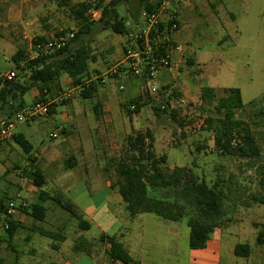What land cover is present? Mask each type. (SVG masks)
<instances>
[{
    "label": "crops",
    "instance_id": "crops-1",
    "mask_svg": "<svg viewBox=\"0 0 264 264\" xmlns=\"http://www.w3.org/2000/svg\"><path fill=\"white\" fill-rule=\"evenodd\" d=\"M178 1L169 0V9L176 11L178 15L181 29L174 35V41L182 45L183 51L175 53L174 69L157 75L154 85L157 84L158 76L160 84H163L169 75L177 78L181 75L178 69L189 62L191 68L187 74H191L192 78L189 82L182 81L180 91L183 95L189 97L197 91L198 100L201 101V90L205 86L212 87L217 92L219 89L239 88L232 84L219 85L232 76V72L226 69L227 56L224 46L231 42L244 50L264 54V31L260 38L240 40L242 33L238 24L242 17L244 26L257 29L259 21H264V0H188L186 3ZM8 2L9 0H0L2 9L7 12L6 17L0 18V27L3 28L11 22H19L11 17L10 11L13 8H8ZM208 34L217 35L224 41L223 47L217 43L221 51L204 50L205 44L202 42L197 45L195 37L206 38ZM4 44L0 40V72L6 66L2 53L6 48ZM8 72L0 73V79H5ZM63 76L68 75L62 74L51 85L45 97L47 101L56 99L57 96L52 93L56 89L55 86H60ZM239 89L245 106L264 95V92L259 90L261 85L256 86L254 78H249L244 88ZM244 89L251 95L248 102L244 100ZM256 89L259 91L256 92ZM96 93L91 101L96 99ZM40 98V90L37 87L32 88L24 97L26 107ZM52 106L54 111L47 119L19 125L27 127V134L23 131L15 132V135H22L30 143V153L22 154L17 150V144L12 138L0 147V158L8 161L12 151L22 154L23 167L20 172L17 170L18 175L21 174L13 192L18 198L17 201L27 202L30 207L38 203L41 191L50 194L58 191L78 207L90 228L79 229L78 220L71 216L57 220V223L61 222L53 228H46L44 224L48 222L49 202L53 204V208H58L49 200L44 204L48 209L44 222L36 221L29 215L30 210L26 209L15 215L12 220L19 226L13 239L9 240L3 228L5 219L0 210V258L3 259V264H20L21 260H25V264H70L67 258L77 255L99 258L104 264H113L114 261L109 255L111 245L107 240H102V236H112L121 242L134 260L130 264H254L257 260L258 264H264V243L258 244V235L264 232V229L247 221L221 223L210 234L205 248L192 249L189 217L179 221H167L154 213H141L135 217L128 214V217L119 219L117 211L120 208L126 210L125 203L118 187H115V169L112 172L107 168L106 157L104 153L100 154L95 134L96 129L101 130L103 123L108 122L107 117L102 116L100 110L96 109L98 104L85 111L77 99L66 105L55 103ZM54 133L57 134L56 138L51 137ZM82 135L87 138L86 143ZM30 165L36 166L45 175L46 184L42 188L34 186L22 175L23 169ZM11 166L3 165L1 175L5 176ZM10 177L8 178L12 179ZM5 200L4 197L0 198V202L4 204ZM110 222L114 223L112 235L105 232ZM69 224L76 225L73 237L69 235ZM37 228L60 232L64 240L45 243L40 239L43 236L36 232ZM95 228L100 233L99 237L91 233ZM238 244H248L251 247L250 255L237 256L235 247ZM44 245L48 246L45 251ZM49 247L53 252L47 251ZM24 255L27 258L24 259Z\"/></svg>",
    "mask_w": 264,
    "mask_h": 264
},
{
    "label": "rangeland",
    "instance_id": "rangeland-1",
    "mask_svg": "<svg viewBox=\"0 0 264 264\" xmlns=\"http://www.w3.org/2000/svg\"><path fill=\"white\" fill-rule=\"evenodd\" d=\"M82 1L84 0H72L71 3L77 4ZM109 1L106 0V2ZM135 3L136 0H122L118 7L120 16L125 17L128 21L131 35L137 32V24L139 23L131 18ZM7 5L8 8H13L10 11L11 17L14 21L18 19L19 22H11L6 28L0 27V40L6 46L2 52L6 66L0 73L5 74L8 71H16V77L19 76L20 71L12 61V56L18 49L23 48L26 51L27 54L24 60H27V58L33 59L31 57H36V45L57 36V34L70 31L75 33L78 30V24L74 21L70 8H61L53 0H9ZM6 15L7 12L2 9L0 3V18L6 17ZM89 15L92 20H97L100 13L92 10ZM238 24L239 31L242 33L240 40L260 38V34L264 31V21H259L256 25V28L259 26L257 29H249L244 26L242 17ZM37 37H43L44 41L36 42ZM221 40L220 37L212 34H208L206 38L195 37L197 45L202 42L205 44L204 50L207 51H221L217 47V43L218 46H224V41ZM132 42L133 36L118 35L112 31H102L101 29H97L88 35L85 44L89 45L92 50V58L89 60L90 79L97 82L98 79L104 78L106 83L101 85L98 81V92L96 93V99L93 101L81 97L82 87L79 90L80 92L76 91V96L73 98L77 99L85 111H89L94 104H98L97 109L100 110L102 116L107 117L108 122L103 123L101 130L96 129L95 134L100 147V154L104 153L109 171L112 170L113 172L117 160L127 154L128 137L135 135L137 132L150 130L155 137L157 155H167L168 157L167 162L162 164V168L169 172L177 167L191 169L197 181H205L209 186H213L217 178L222 179L226 190V198L224 217L220 224L247 221L255 227L264 229V205L253 201L255 195L260 192L259 178L261 167L264 166V95L257 99L256 103H249L244 109L237 111V118L243 119L251 125L256 140L262 149L261 156L254 159L252 165L248 164L246 160L228 155L223 156L215 148L214 133L208 130L204 124V120L210 113L208 110H201V101L198 100L197 91L189 97L186 94L183 95V92L180 91L182 81L189 82L192 78L191 74H187V71L191 68L189 62L178 69L181 75L177 78H172L168 74L171 78L168 76L164 83L160 84L158 83V76L156 79L157 84L154 85L153 83L157 90L153 92L149 87L150 85L145 83L141 76H135L131 72L126 50L133 46ZM197 45L195 44L196 47ZM79 46L80 43H76L72 45V48ZM224 52L227 56L226 69L232 72V76L219 85L232 84L244 88L248 79L254 78L256 86L261 85L259 90L264 92V54L244 50L241 46H235L231 42L224 46ZM21 65H25V61ZM253 70L254 73H252ZM163 71L169 70H160L159 74ZM28 75V73L23 74V79H27ZM70 83L71 79L68 76H63L60 80V86H55L53 96L55 95L58 98L73 90L74 87ZM173 90L182 94V96L171 101L169 110H176L179 120H173L169 114L157 117L153 109L154 104L162 103ZM259 90L256 89V92ZM223 94V90L219 89L217 92L218 98ZM139 96L143 98L145 104L139 112L132 113L130 118L129 112L134 110L131 102ZM250 98L251 95H248L244 89V100L248 102ZM73 99L58 104L66 105ZM46 129L48 128L46 127ZM18 131L27 134V127L18 126L15 132ZM83 140L86 143L87 138L83 136ZM17 150L21 151L22 154L24 153L18 145ZM22 154L12 151L8 161L0 158V198H6L5 202L9 199L18 200L13 192L17 187L15 184L21 174L18 175V171L20 172L23 167ZM5 164L10 166L12 164V166L10 171L2 176V169ZM9 176L12 179H9ZM149 195L158 198L168 197L175 200V192L171 189L156 192L149 190ZM48 205V222L46 225L44 224L46 228H53L60 224L61 221L57 223V220H64V217L71 216L60 207L53 208V204L50 202ZM117 215L119 219L128 217V212L120 208ZM186 215L184 218L194 216L196 212L187 207ZM105 216H112V214H105ZM74 225H68L69 235L72 237L75 234L76 225ZM113 226V222L108 223L106 234H113ZM91 233L100 236L97 228L93 229ZM40 239L45 243L54 242L44 237ZM44 247L45 251L48 246L44 245ZM50 248L47 251L53 252ZM23 258L27 257L24 255ZM67 260L70 261V264H104L102 259L85 255L72 256ZM22 261L20 264L26 263L25 260ZM258 261L254 264H258Z\"/></svg>",
    "mask_w": 264,
    "mask_h": 264
},
{
    "label": "trees",
    "instance_id": "trees-1",
    "mask_svg": "<svg viewBox=\"0 0 264 264\" xmlns=\"http://www.w3.org/2000/svg\"><path fill=\"white\" fill-rule=\"evenodd\" d=\"M53 1L61 8H70L73 19L78 24V30L75 31L74 37L68 41L64 48L49 56L24 60L26 51L23 48L18 49L12 56V61L20 71L19 76L13 80L0 79V120L11 118L24 109L26 107L24 97L34 87H37L41 92V98L37 101H47L45 97L50 91L51 85L62 74L68 75L72 87H82L81 97L83 99H92L98 91V81L99 84H103L101 78L97 82H89V60L92 58V50L89 45L85 44L86 37L97 29L131 36L127 19L121 17L118 11L122 0H110L109 2L106 0H84L77 4H72V0ZM162 2L163 0L154 2L136 0L131 18L138 23L142 11L152 13ZM92 10L99 11V19L92 20L90 18L89 13ZM63 34L65 32L57 34V36ZM35 41L42 42L44 38L37 37ZM142 41V38L138 40L140 47L143 46ZM76 43H80V46L72 48V45ZM132 48L135 47L132 46ZM142 57L143 71L140 76L145 83H148L151 58L146 55H142ZM23 61H25V65H21ZM25 73L29 74L27 79H23L22 75ZM223 92L224 94L218 98L214 88L209 86L202 88L201 110H208L210 113L204 120V124L208 130L214 133L215 148L221 155L246 160L248 164L252 165L253 160L261 156L262 149L256 140L251 125L245 120L237 118V111L246 107L241 91L239 88H226ZM180 96L179 92L173 90L162 103H155L153 109L156 116L161 117L169 114L173 120H179L178 112L169 110L171 101ZM131 103L134 110L129 112L130 118L132 113L139 112L145 104L141 96ZM53 107L51 106L50 114L54 111ZM210 107L212 109H208ZM13 138L26 154L30 153L31 145L22 135H14ZM127 142V154L120 157L115 164L117 176L115 187H118L129 216L135 217L141 213H154L167 221H179L187 216V207H190L196 212V215L190 216L188 221L191 228L190 247L192 249L205 248L210 234L214 228L220 225V221L224 217L226 190L222 179L217 178L214 185L209 186L205 181H197L191 169L177 167L169 172L162 168V164L167 162L168 157L167 155H157L155 137L150 130L129 136ZM261 168L260 192L255 195L253 201L264 205V166ZM22 175L38 188H42L46 184L45 175L36 166L26 167L23 169ZM167 189L175 192V200L149 195V190L156 192ZM49 200L67 211L71 217L77 219L79 229L89 230L90 225L83 219L78 207L58 191L54 194L41 191L38 203L27 207L26 210H30L29 215L36 221L44 222L48 211L44 204ZM0 210L4 215L5 204L2 202H0ZM18 226L13 220L9 221V228L5 230L9 240L15 236ZM36 232L56 243L64 240L60 232L45 228H37ZM101 239L107 240L111 245L109 255L112 261H121L124 264L134 262L124 245L115 237L102 236ZM263 243L264 232H260L258 244ZM250 253L251 247L248 244H238L235 247L237 256L247 257ZM3 263V259L0 258V264Z\"/></svg>",
    "mask_w": 264,
    "mask_h": 264
},
{
    "label": "built area",
    "instance_id": "built-area-1",
    "mask_svg": "<svg viewBox=\"0 0 264 264\" xmlns=\"http://www.w3.org/2000/svg\"><path fill=\"white\" fill-rule=\"evenodd\" d=\"M188 0H179L180 3H186ZM137 24V32L133 36V46L127 51L129 67L135 76H140L143 71V57L146 55L151 58L149 68L150 79L149 87L153 92H156V87L153 86L154 79L159 74L160 70L174 69L175 53L183 51L182 45L174 41V35L180 31L181 24L176 11L169 9V0H163L161 5L152 13L142 11ZM74 37V32L70 31L60 36L52 37L43 43L35 46L36 57L49 56L64 48L68 41ZM142 38L143 46L140 47L138 40ZM33 57V58H36ZM17 76L16 71H9L5 80H13ZM104 85L106 79H102ZM81 87H75L73 90L64 93L61 97L54 101H36L17 112L11 118L0 120V147L5 141L12 139L15 135L17 127L21 124L35 123L43 121L50 116L51 106L55 103L68 102L76 96V91L80 92ZM1 89V84H0ZM134 108V106H133ZM56 138L57 134L51 135ZM28 207V203L24 201H15L9 199L5 202L4 212V230L9 228V221L13 219L21 210ZM113 264H122L121 261H114Z\"/></svg>",
    "mask_w": 264,
    "mask_h": 264
}]
</instances>
